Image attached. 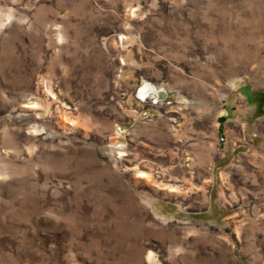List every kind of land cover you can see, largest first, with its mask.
<instances>
[{"label": "rangeland", "instance_id": "1", "mask_svg": "<svg viewBox=\"0 0 264 264\" xmlns=\"http://www.w3.org/2000/svg\"><path fill=\"white\" fill-rule=\"evenodd\" d=\"M0 264H264V0H0Z\"/></svg>", "mask_w": 264, "mask_h": 264}, {"label": "bare ground", "instance_id": "2", "mask_svg": "<svg viewBox=\"0 0 264 264\" xmlns=\"http://www.w3.org/2000/svg\"><path fill=\"white\" fill-rule=\"evenodd\" d=\"M143 92L146 94V93H153V92H155V90L151 87V86H149V85H146L145 87H144V89H143ZM143 175L142 174H140L139 175V177H142Z\"/></svg>", "mask_w": 264, "mask_h": 264}]
</instances>
